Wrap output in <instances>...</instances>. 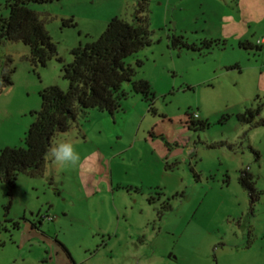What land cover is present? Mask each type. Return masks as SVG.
<instances>
[{
	"label": "rangeland",
	"instance_id": "1",
	"mask_svg": "<svg viewBox=\"0 0 264 264\" xmlns=\"http://www.w3.org/2000/svg\"><path fill=\"white\" fill-rule=\"evenodd\" d=\"M138 4L30 5L57 55L32 66L27 45H0V73L14 69L0 87V149L24 147L42 88H68L61 66L71 49L96 40L113 16L132 22ZM143 15L151 42L125 62L153 96L124 82L117 111L90 108L55 135L52 145L79 153L75 166L48 155L40 175L20 173L14 188L0 181V264H264V125L236 118L251 108L264 119V0H147ZM178 37L188 46L173 45Z\"/></svg>",
	"mask_w": 264,
	"mask_h": 264
},
{
	"label": "trees",
	"instance_id": "2",
	"mask_svg": "<svg viewBox=\"0 0 264 264\" xmlns=\"http://www.w3.org/2000/svg\"><path fill=\"white\" fill-rule=\"evenodd\" d=\"M54 0H3L8 15H0V45L6 41H20L30 49L28 60L32 66H45L47 61L57 55L56 45L45 28L43 20L30 8L32 3H50ZM147 0H139L133 21L113 16L105 30L94 41L71 49L72 59L62 63V77L68 81V88L57 85L45 86L39 91L40 109L31 111L33 117L24 136V147H5L0 149V181L15 187L18 174L40 175L44 171L48 149L57 133L66 132L80 112L90 108L105 110L113 114L120 107V100L126 93L124 82H131L132 88L145 96H153L151 86L145 79L132 80L133 69L125 58L149 45L150 32L145 14ZM68 24H74L68 19ZM173 45L188 46L180 37ZM249 48L248 43L240 44ZM61 61L60 58H58ZM62 62V61H61ZM7 63H10L7 61ZM14 69L7 66L0 73V87L12 84ZM151 110V108L149 109ZM259 109H247L236 115L240 123L264 125V119H257ZM198 121V127L205 128L206 120ZM240 184L247 190L250 201L256 199V189L251 175L242 171ZM153 202V199H149ZM164 202L162 208H167ZM161 209L158 212L160 215ZM18 226V222L14 223ZM6 230L0 222V231Z\"/></svg>",
	"mask_w": 264,
	"mask_h": 264
},
{
	"label": "clouds",
	"instance_id": "3",
	"mask_svg": "<svg viewBox=\"0 0 264 264\" xmlns=\"http://www.w3.org/2000/svg\"><path fill=\"white\" fill-rule=\"evenodd\" d=\"M50 159L61 166H75L79 159V153L70 142H55L49 149Z\"/></svg>",
	"mask_w": 264,
	"mask_h": 264
},
{
	"label": "built area",
	"instance_id": "4",
	"mask_svg": "<svg viewBox=\"0 0 264 264\" xmlns=\"http://www.w3.org/2000/svg\"><path fill=\"white\" fill-rule=\"evenodd\" d=\"M191 116H192L193 119H198V118H199V115H198L197 112H193V113L191 114ZM43 218H44V217H43Z\"/></svg>",
	"mask_w": 264,
	"mask_h": 264
},
{
	"label": "crops",
	"instance_id": "5",
	"mask_svg": "<svg viewBox=\"0 0 264 264\" xmlns=\"http://www.w3.org/2000/svg\"><path fill=\"white\" fill-rule=\"evenodd\" d=\"M243 40V38L239 37L238 38V41H239V44L241 43V41ZM45 167V166H44ZM52 179V178H51ZM54 189H56L58 191V188L56 186H54Z\"/></svg>",
	"mask_w": 264,
	"mask_h": 264
}]
</instances>
